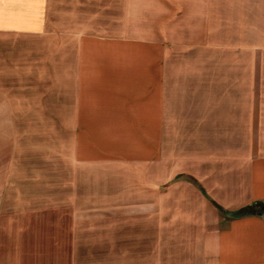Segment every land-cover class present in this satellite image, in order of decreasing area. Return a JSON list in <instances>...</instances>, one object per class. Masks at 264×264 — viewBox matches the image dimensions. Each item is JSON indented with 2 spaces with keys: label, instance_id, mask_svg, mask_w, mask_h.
<instances>
[{
  "label": "crops",
  "instance_id": "1",
  "mask_svg": "<svg viewBox=\"0 0 264 264\" xmlns=\"http://www.w3.org/2000/svg\"><path fill=\"white\" fill-rule=\"evenodd\" d=\"M0 264H264V0H0Z\"/></svg>",
  "mask_w": 264,
  "mask_h": 264
},
{
  "label": "trees",
  "instance_id": "2",
  "mask_svg": "<svg viewBox=\"0 0 264 264\" xmlns=\"http://www.w3.org/2000/svg\"><path fill=\"white\" fill-rule=\"evenodd\" d=\"M249 212H251V208H246L245 210H243L242 213H249Z\"/></svg>",
  "mask_w": 264,
  "mask_h": 264
}]
</instances>
